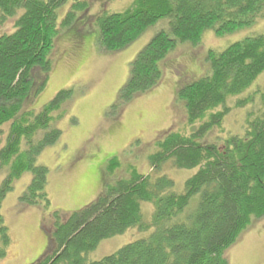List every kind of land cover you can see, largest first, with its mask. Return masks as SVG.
Wrapping results in <instances>:
<instances>
[{
	"label": "trees",
	"instance_id": "trees-1",
	"mask_svg": "<svg viewBox=\"0 0 264 264\" xmlns=\"http://www.w3.org/2000/svg\"><path fill=\"white\" fill-rule=\"evenodd\" d=\"M66 1L0 0V26L12 22L11 30L0 35V134L6 127L0 146L5 174L0 188V262L11 242L1 209L13 183L30 172L31 183L20 204H50L48 170L36 161L60 141L56 123L70 93L58 92L38 110L26 104L43 90L57 38L71 29L75 11L89 8L84 0L74 1L59 22ZM261 18L264 0H134L127 10L96 16L98 45L108 53L127 48L147 29L168 22V29L159 30L130 64L118 102L127 105L158 86L161 65L177 44L196 46L209 30L223 37ZM205 63V75L178 88L175 98L183 105L187 124L199 125L189 135L170 131L158 139L148 157L151 173L132 171L66 220L53 212L56 222L47 250L32 264H87L88 253L103 240L130 228L151 233L88 264H229L227 250L252 219L264 215V91L235 102L234 107L242 108L255 98L261 101V107L247 115L244 136H232L221 147L204 140L229 113L227 102L247 92L264 72V36L246 37L219 52L210 50ZM166 162L177 170L197 169L182 193L175 192L168 177L154 176ZM143 203L153 207L150 222L142 214Z\"/></svg>",
	"mask_w": 264,
	"mask_h": 264
},
{
	"label": "rangeland",
	"instance_id": "rangeland-1",
	"mask_svg": "<svg viewBox=\"0 0 264 264\" xmlns=\"http://www.w3.org/2000/svg\"><path fill=\"white\" fill-rule=\"evenodd\" d=\"M74 1L81 0H68L62 5L59 22ZM133 1L84 0L88 10L75 11L71 29L57 38L53 66L43 90L26 104L38 110L58 92L70 93L60 111L62 117L56 123L62 132L61 139L44 149L36 161L48 170L46 193L50 204L31 207L20 204V198L31 183L30 172L13 183L1 209L11 242L0 264L34 263L48 247L47 233H52L56 222L53 212H57L60 220H66L69 213L80 210L99 194L107 193L120 179H128L132 171L144 175L151 173L148 157L154 151L156 141L170 131L189 135L200 123L188 125L183 105L175 98L178 88L205 75L208 51L219 52L246 37L264 36V18H261L223 37L209 30L196 46L179 43L161 65L163 72L159 85L122 105L117 98L127 82L130 64L159 30L168 29V22L161 21L127 48L117 53L104 51L98 45L96 16L127 10ZM11 28L12 22L6 21L0 26V35ZM258 91H264V72L247 92L227 102L229 113L204 141L221 147L232 136H244L247 115L251 110H258L261 101L257 97L245 107L234 105ZM5 129L4 126L0 134V146L5 141ZM196 170H177L166 162L154 176L168 177L174 182L175 192L182 193L185 181ZM4 178L0 169V188ZM141 209L146 222H150L152 205L143 203ZM150 233V230L130 228L123 234L105 239L88 253L86 262L100 261ZM225 256L229 264H264V215L251 220Z\"/></svg>",
	"mask_w": 264,
	"mask_h": 264
}]
</instances>
